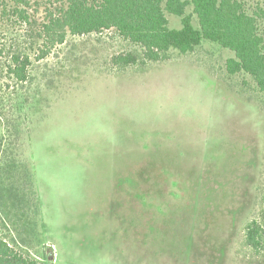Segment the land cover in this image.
<instances>
[{"label": "rangeland", "instance_id": "rangeland-1", "mask_svg": "<svg viewBox=\"0 0 264 264\" xmlns=\"http://www.w3.org/2000/svg\"><path fill=\"white\" fill-rule=\"evenodd\" d=\"M129 48L111 30L71 36L35 64L0 236L45 264H264V237L245 239L252 220L264 228L255 84L210 40L113 69Z\"/></svg>", "mask_w": 264, "mask_h": 264}, {"label": "trees", "instance_id": "trees-1", "mask_svg": "<svg viewBox=\"0 0 264 264\" xmlns=\"http://www.w3.org/2000/svg\"><path fill=\"white\" fill-rule=\"evenodd\" d=\"M170 15L180 19V26H171ZM107 30L130 45L110 59L122 73L167 61L172 51L192 53L210 40L232 53L227 73L248 76L264 103V0H0L1 204L3 177L17 168L14 132L22 119H33L35 97L28 85L35 64L71 36ZM263 237L262 223L252 220L246 226L247 244L258 249ZM0 264L45 263L0 236Z\"/></svg>", "mask_w": 264, "mask_h": 264}]
</instances>
